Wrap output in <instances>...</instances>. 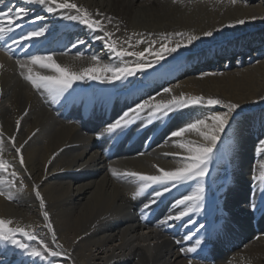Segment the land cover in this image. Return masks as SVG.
<instances>
[{
  "label": "bare ground",
  "instance_id": "bare-ground-1",
  "mask_svg": "<svg viewBox=\"0 0 264 264\" xmlns=\"http://www.w3.org/2000/svg\"><path fill=\"white\" fill-rule=\"evenodd\" d=\"M76 2L89 7L93 13L100 10L112 17L119 31L112 25L107 27L114 32L113 39L120 43L133 33L186 31L198 34L237 19L246 21L196 42L190 50H182L181 59L171 65L166 80L150 79L146 81L148 87L135 95L120 86L113 89L91 85L102 93L94 101L115 104V113L108 121L133 101L139 102L140 96L159 90L160 84H178L177 93L203 94L241 104L239 114L228 129L231 150L213 165L207 184V208L199 218L201 223L211 222L217 229L207 246L209 257L204 258V251L198 252V256L181 253V247L190 246L186 242H175L186 234L181 224L165 230L157 223L169 213L176 199L187 194V188L174 189L158 206L154 205L152 210L159 208V213L148 223L141 218L140 202L131 199L135 182L113 178L108 171L111 166L118 171L151 174L155 171L151 167L153 163L166 169L178 166L177 160L163 156L164 152L177 151L172 142L163 143L165 133L175 122L200 115L202 110H185L166 124L157 122L143 131L138 130V125L133 126L123 135V145L115 157L108 160L103 151L110 147L111 139L96 140L103 125L92 132L84 123L78 125L57 118L55 106L45 104L25 86L15 74L14 60L2 52L0 126L6 135L15 134V121L23 116L17 144L28 141L24 150L28 172L20 169L27 187L18 202L0 197V217L41 229V236L51 244L31 187L37 183L41 185L40 191L57 232V242L68 254L55 258V264H189V261L192 264H264V211L251 208L252 203L259 204L260 200L259 188L253 185L251 176H259V165L264 163V155L255 152L258 140L264 138V101L260 100L264 96V0H236L235 4L230 0H177L175 4L172 0ZM48 23H54V35L63 41L77 36L87 39V46H81L86 54H104L103 44L93 42L87 30L79 25L54 22L52 17ZM104 58L107 60L106 55ZM204 72L216 75L200 78ZM26 109L28 114L24 116ZM130 137H137L138 141L127 149L124 145ZM149 137L152 143H145ZM140 152L145 155H138ZM13 154L9 148L3 153L9 160ZM256 236L258 241L250 244L249 251L238 250L240 244H247ZM8 258L9 264H18L21 259L24 264H31L18 252H9Z\"/></svg>",
  "mask_w": 264,
  "mask_h": 264
},
{
  "label": "snow or ice",
  "instance_id": "snow-or-ice-1",
  "mask_svg": "<svg viewBox=\"0 0 264 264\" xmlns=\"http://www.w3.org/2000/svg\"><path fill=\"white\" fill-rule=\"evenodd\" d=\"M172 2L175 4L177 0ZM230 2L235 4L236 0ZM49 17L54 22H71L86 29L93 42L103 44L104 54H86L82 51L81 46L88 44L84 37L77 36L67 42L58 38L54 35V23H48ZM245 23L244 19H237L198 34L186 31L133 33L120 43L113 39L114 32L107 27L112 25L119 31L112 17L100 10L93 13L89 7L76 0H0V50H4L14 60L15 74L25 86L45 104L59 110L79 104L91 105L102 94L100 90L91 88L93 83L113 89L120 86L135 95L148 87L146 81L150 79L166 80L171 65L181 59L182 50H190L196 42L214 37L225 27ZM124 44L128 46L124 47ZM213 75L216 73L204 72L200 78ZM178 87V84H160L159 90L153 89L151 93L140 96L139 102L133 101L114 119L105 121L96 139L108 137L116 140L133 126L138 125V130L143 131L157 122L166 124L185 110H202L200 115L175 122L165 133L163 143L172 142L177 151L164 152L163 156L177 160L178 166L166 169L153 163L151 167L155 171L151 174L118 171L111 166L108 169L113 178L135 182L131 199L140 202V215L144 219L167 194L174 189L187 188V194L176 199L169 213L157 223L165 230L177 223L181 224L186 234L175 242L190 245L181 247V253H198L204 251L217 234L213 223H201L199 218L204 216L207 208V184L213 165L231 150L228 129L239 114L241 104L203 94L177 93ZM260 100L264 101V96ZM27 114L26 109L23 115ZM22 119L23 116L15 121V134L6 135L0 126V197L9 202H18L27 187L20 169L28 172L24 157L28 141L17 144ZM190 136L197 139H188ZM145 143H152V138L149 137ZM6 148L14 153L11 160L4 158ZM255 152L264 155V138L258 140ZM138 155L145 153L140 152ZM259 167L260 175L251 176L253 185L258 186L260 193L259 204H251L254 211L258 208L264 211V163ZM28 178L31 179V174ZM31 187L39 204L45 235L50 234L51 244L41 236V229H34L31 225L21 226L18 221L14 223L12 219L0 217V264H9V252H18L20 257L28 258L31 264L37 261L39 264H55V258L68 255L63 245L57 242V232L40 191L41 185L33 183ZM18 264H24V260L21 259ZM189 264L192 262L189 261Z\"/></svg>",
  "mask_w": 264,
  "mask_h": 264
},
{
  "label": "rangeland",
  "instance_id": "rangeland-1",
  "mask_svg": "<svg viewBox=\"0 0 264 264\" xmlns=\"http://www.w3.org/2000/svg\"><path fill=\"white\" fill-rule=\"evenodd\" d=\"M249 237H252L249 235ZM250 241L247 243V244H240V246H238V250L241 251V250H248L249 251V246H251L252 244H255L257 243L258 241V238L256 236V238H253L252 240L249 239ZM251 244V245H250ZM248 246V247H247ZM254 246H257V245H254Z\"/></svg>",
  "mask_w": 264,
  "mask_h": 264
}]
</instances>
